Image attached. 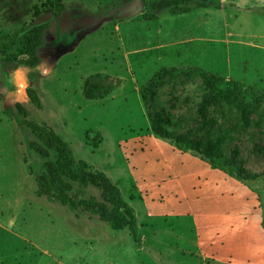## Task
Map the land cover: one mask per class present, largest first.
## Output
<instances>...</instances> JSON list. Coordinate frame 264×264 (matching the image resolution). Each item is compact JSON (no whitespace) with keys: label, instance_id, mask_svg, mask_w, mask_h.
I'll return each mask as SVG.
<instances>
[{"label":"rangeland","instance_id":"obj_1","mask_svg":"<svg viewBox=\"0 0 264 264\" xmlns=\"http://www.w3.org/2000/svg\"><path fill=\"white\" fill-rule=\"evenodd\" d=\"M43 1L0 0V49L10 45L9 54L19 50L26 30L44 24L34 55L0 59V264H264V136L251 130L238 137L246 167L258 175L239 182L150 129L149 115H157L169 130L198 140L204 131L190 113L202 98L199 81L165 77L148 109L139 93L163 68L211 72L264 92V0L189 3L214 10L210 42L197 43L198 52L132 53V82L119 39L130 50L148 44L143 34L155 39L153 18L169 14L156 9L161 0H61L57 16ZM219 10L227 13L229 32L247 35L238 38L242 43L218 41ZM173 17L164 20L166 32L178 25ZM130 19L145 22L120 27ZM87 81L116 88L91 100L84 94ZM24 118L54 129L76 159L119 187L134 210L138 242L127 227L114 230L85 207L36 194L43 163L55 153L21 124ZM70 183L75 200L103 202L101 189Z\"/></svg>","mask_w":264,"mask_h":264},{"label":"trees","instance_id":"obj_2","mask_svg":"<svg viewBox=\"0 0 264 264\" xmlns=\"http://www.w3.org/2000/svg\"><path fill=\"white\" fill-rule=\"evenodd\" d=\"M194 1L161 0L155 4V7L156 9L168 8L171 13H181L188 10L189 3ZM43 6L46 9L49 8L54 16L64 10L61 0H44ZM39 12L37 8L34 15ZM43 26L44 24L26 30L19 41V50L13 54L8 53L10 45H2L0 59L11 62L13 58L23 54L34 55L38 48L40 29ZM173 73L184 74L187 80H192V82L197 80L202 86V98L195 104L196 107L190 115L194 122L201 125L198 130H203L204 134L198 140L191 139L187 134H178L169 130L159 116L150 114L151 131L156 136L168 140L181 151L195 152L212 168L223 170L239 182L256 180L258 175L246 167V160L236 141L238 137L250 133L251 130H257L260 136H264V92L211 72L198 69L163 68L148 81L145 87L139 90L147 109L152 103L160 81ZM103 77L110 78L106 74ZM94 78L96 77H92ZM115 88L116 85L105 86L98 82L89 86V81H87L84 85V94L91 100H99L105 98ZM21 124L37 132V136L43 139L44 144L55 153L53 160L43 163L44 169L36 179L38 187L36 194L39 197L46 196L56 199L62 205L72 209L85 207L99 215L100 220L108 223L114 230L127 227L134 242H138L134 210L122 199L119 187L102 170L94 169L84 160L76 159L70 144L54 129L25 118ZM94 135L97 145L101 142L100 133L97 132ZM91 136L90 132L87 133L88 139L92 140ZM259 149L264 148L259 146ZM70 180L78 182L82 188L95 186L101 189L103 202L97 201L95 197L89 200H75L69 194L72 187ZM108 205H111V208Z\"/></svg>","mask_w":264,"mask_h":264},{"label":"crops","instance_id":"obj_3","mask_svg":"<svg viewBox=\"0 0 264 264\" xmlns=\"http://www.w3.org/2000/svg\"><path fill=\"white\" fill-rule=\"evenodd\" d=\"M199 7H203V6H198L196 4H193V5H190L189 9L184 12L171 13L168 11L169 14L167 16H159L155 19L153 18V20H158L159 27L155 31V39L153 40H150L149 34L141 35L140 38L146 39L148 43L144 45L145 46L144 48L130 50L123 43L122 37H120L119 41L121 40L120 45L122 46V50L121 52H118L119 53L118 55L119 57L121 56L123 58L122 62H124L126 66L125 69L127 71L128 80L130 79V81L132 82V74L130 75L131 69H130V61H129V57L132 53L138 54L140 52L143 53L147 51H152V50L157 51L158 50L161 53L165 51L163 54H171V53H177L178 51L180 52V50H183L185 48H187V50H192V52H198V49L200 48L195 46L197 43L201 44V46L203 47L204 43L210 42V39H209L210 27H209V22H208L209 20L208 13L214 10H211L208 8H199ZM199 9H208V10L200 11ZM221 12L223 14L222 16L223 32H221L220 34L221 36L218 35L220 37L217 38V39L222 38V40H218V41H221V42L226 41L229 43V42H232L231 40L228 39L231 37L233 38L232 39L233 42L237 43L240 41V43H242L241 42L242 40L238 38H241V37L244 38L247 35L242 34L240 31H235L236 33L229 32L227 29L230 27V23L228 21L227 13L226 11H221ZM170 16L172 17L174 16L173 18L178 17L180 18V20L178 21V25L175 28H171V31L166 32V29L163 27L164 26L163 23H164L165 18L170 17ZM132 22H145V20H141V19L126 20L125 22L122 23L120 27H122L123 25H129ZM73 52H76L75 49L73 50ZM110 65L112 64L110 63ZM107 74H111L117 77L119 76L118 72H113V73L107 72Z\"/></svg>","mask_w":264,"mask_h":264}]
</instances>
